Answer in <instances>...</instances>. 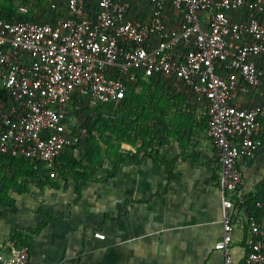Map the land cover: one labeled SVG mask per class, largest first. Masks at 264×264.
I'll return each instance as SVG.
<instances>
[{
    "label": "built area",
    "instance_id": "2783aa9c",
    "mask_svg": "<svg viewBox=\"0 0 264 264\" xmlns=\"http://www.w3.org/2000/svg\"><path fill=\"white\" fill-rule=\"evenodd\" d=\"M42 13L0 15V159L54 180L86 123L117 117L141 83H176L214 151L219 264H233L235 223L243 264H264V188L249 209L242 181L264 148V0H49ZM0 264L42 263L20 245Z\"/></svg>",
    "mask_w": 264,
    "mask_h": 264
},
{
    "label": "rangeland",
    "instance_id": "374dc122",
    "mask_svg": "<svg viewBox=\"0 0 264 264\" xmlns=\"http://www.w3.org/2000/svg\"><path fill=\"white\" fill-rule=\"evenodd\" d=\"M48 1L0 0V15L10 17L19 7H25L41 12L39 20H45L42 11ZM136 94L134 103L118 118L88 129L54 180L39 181L24 170L19 172L16 164L7 166L0 161V206L14 210L30 202V212L44 209L45 218H67L73 226L66 232L74 245L69 256L73 264H162L156 237L158 221L162 210L163 216L171 214L166 202L167 198L170 203L171 198L166 196L171 190L169 180L159 183L163 169L173 171L178 161L194 169L202 168L194 159L203 130L200 104L173 82L169 86L143 83ZM81 123L86 122L81 119ZM146 154L160 163L154 164ZM143 161L153 169L157 186L149 190L134 186L127 189L122 176L143 181L145 175L139 171ZM119 176L118 184L115 179ZM209 181L214 188L212 173ZM263 181L264 176L257 183ZM49 203L52 209H45ZM133 210L138 220V213L145 211L142 219L149 223L146 230L138 222L133 223ZM25 234L29 240L38 235L32 231Z\"/></svg>",
    "mask_w": 264,
    "mask_h": 264
},
{
    "label": "crops",
    "instance_id": "0c3cea01",
    "mask_svg": "<svg viewBox=\"0 0 264 264\" xmlns=\"http://www.w3.org/2000/svg\"><path fill=\"white\" fill-rule=\"evenodd\" d=\"M198 110L200 115V108ZM201 119L203 130L195 148L196 156L194 159L198 161L202 168L194 169L191 165L188 166L182 161H178L173 171L164 168V176L162 175L159 180V183H162L163 179L165 181L169 180L167 185L169 188L171 187V190L166 195L168 197L171 196L170 203L166 198L167 204H170L168 208L171 214L166 212L164 217L162 210L158 221L159 234L156 235L159 238L157 242L161 252L162 264H173V262L175 264H219L221 261L220 254L212 249L213 243L221 235L219 195L215 182L216 165L212 159L214 157L213 149L204 145L206 138L205 123L202 117ZM124 147L131 150V147ZM152 170L148 162L143 161L139 166V171L145 175L143 181L136 182V180H130L122 176V184L126 183L123 186L127 189L134 186V188L139 187V189L143 188L144 190H149L152 185L157 186V182L152 178ZM131 171L127 172L131 173ZM211 173L214 178L215 190L209 181ZM263 176L264 148L256 161L242 169V181L245 191H249L251 195L254 194L256 192L255 187L258 185L257 181L262 179ZM120 178L121 176L115 179L118 184L120 183ZM131 182L134 184L131 185ZM136 183L139 185L137 186ZM142 193L144 194V192ZM29 203L25 202L26 205L18 206L14 210H8L0 206L1 253L7 254L17 247L14 242L7 241L10 234L18 232L21 239H26V230L35 229L41 222L42 218L39 213L30 212ZM51 205L50 203L47 204L45 209H52ZM41 211L46 210L42 209ZM134 212L135 210L131 214L133 217L137 215ZM144 214L145 211L139 212L138 216L141 219L138 220L134 217L133 222H138L140 226L142 225V230L147 225L149 226V223L142 219ZM62 218L58 219V216L53 219L46 218L48 222L38 232L37 237H30L31 243L28 245V250L33 259L42 264L49 262L73 264L69 256L72 255L74 245L70 243L66 236L67 230H71L73 226L67 222V218ZM151 231L149 227V232ZM232 235L233 247L231 254L233 264H243L244 243L241 239L238 223L234 224Z\"/></svg>",
    "mask_w": 264,
    "mask_h": 264
},
{
    "label": "trees",
    "instance_id": "16d2710c",
    "mask_svg": "<svg viewBox=\"0 0 264 264\" xmlns=\"http://www.w3.org/2000/svg\"><path fill=\"white\" fill-rule=\"evenodd\" d=\"M148 83H151V82H148ZM143 83H141L139 85V87L142 85ZM136 97H137V94L135 92V94H133L132 97L128 98L126 101H125V106L124 108L120 111V113L122 111H125L126 109H128L129 107H131V105L134 103V101L136 100ZM120 113L117 117L115 118H118L120 116ZM113 118V119H115ZM105 120H108V119H104V118H96L95 120H93V122L91 124H86L85 127L88 131L89 128L91 127H94L96 124H101L102 122H104ZM69 155H65L62 157V160L65 162V159L68 157ZM146 156L148 158H150V160H152V162L154 164H159L160 162H158V160L150 155V154H146ZM0 161L2 162V164H6L7 166H10V165H15L17 169H19V172L21 171H26L27 174L30 176V177H35L37 178L39 181H42V180H49L47 178V175L46 173L42 170V167L40 165L37 166V169L36 171H33L31 169V166H28L26 163L22 162V161H9L7 162V160L5 159H0ZM65 167V163H64V166H60V168L57 169V173H61L62 170L64 169ZM111 176V175H110ZM38 181V182H39ZM264 188V181L261 182L260 184H258L256 187H255V190L256 192H254V194H248L247 197H246V201H245V205L251 209L252 208V201L257 199L259 197V193L262 192ZM261 194V193H260ZM37 213H39V215L41 216L42 220L41 222L36 226L35 229H32V230H26L27 232L28 231H32L33 234H37L41 229L42 227L48 222L47 219L45 218V213L46 211H38ZM12 241L15 243L16 246H20V245H24V246H27L31 243V240H29L28 238L26 239H21L20 238V234L18 232H13L12 234L9 235V237L7 238V241Z\"/></svg>",
    "mask_w": 264,
    "mask_h": 264
}]
</instances>
